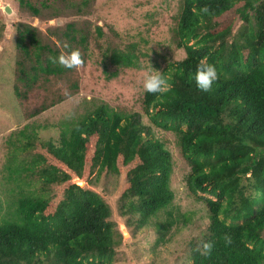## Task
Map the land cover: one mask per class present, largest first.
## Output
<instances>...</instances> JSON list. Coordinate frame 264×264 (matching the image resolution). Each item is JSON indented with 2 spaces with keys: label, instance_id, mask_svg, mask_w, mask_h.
Masks as SVG:
<instances>
[{
  "label": "trees",
  "instance_id": "16d2710c",
  "mask_svg": "<svg viewBox=\"0 0 264 264\" xmlns=\"http://www.w3.org/2000/svg\"><path fill=\"white\" fill-rule=\"evenodd\" d=\"M178 16L172 38L185 56L162 67L170 87L144 91L142 105L155 126L176 135L190 167L187 188L208 212L204 238L180 264H264V0H182ZM38 31L30 23L16 26V79L28 89L65 68L51 59L62 52L42 43ZM76 33L70 22L61 31L74 42L63 43L67 52L87 46V34L76 38ZM106 60L135 66L136 47L112 49ZM201 61L218 71L208 91L194 80ZM14 92L26 96L18 85ZM46 108L43 104L34 113ZM28 127L17 131L25 140L19 149L32 150L27 165L38 166L41 191L21 188L0 215V264H111L122 239L112 208L74 176L124 174L119 210L137 227L174 198L171 152L138 112L101 104L75 121L58 143H38ZM47 186L55 191L48 195ZM173 223H156L160 238Z\"/></svg>",
  "mask_w": 264,
  "mask_h": 264
},
{
  "label": "rangeland",
  "instance_id": "374dc122",
  "mask_svg": "<svg viewBox=\"0 0 264 264\" xmlns=\"http://www.w3.org/2000/svg\"><path fill=\"white\" fill-rule=\"evenodd\" d=\"M26 1L38 8L35 14ZM0 0V215H6L8 204L19 196L20 189L41 191L36 165L28 168L32 150L21 151L25 140L17 131L28 125L38 135L37 142L58 143L68 135L71 125L101 104L126 112H138L151 135L163 141L172 155L170 185L171 203L142 227L127 223L120 214L124 174L87 175L80 186H88L103 196L112 208V219L122 234L111 264H180L191 246L197 245L209 223L205 203L193 196L186 185L190 170L172 131L155 126L142 105L144 71L150 65L161 70L167 63L185 56L183 48L173 41L182 0ZM9 11V13L6 11ZM30 23L38 28L42 43L67 53L61 31L67 23L77 29L75 35L87 34V46L80 48L83 63L62 73L43 76L30 89L16 79V26ZM134 44L137 65L119 66L106 63L112 49L129 50ZM83 53V55H82ZM75 84V85H74ZM14 85L25 97H18ZM47 108L34 113L42 105ZM17 135V136H16ZM35 146V144H34ZM23 167L24 169H20ZM19 168V169H18ZM28 168V169H27ZM11 169V171H10ZM18 169V171H16ZM48 195L55 191L47 186ZM170 211L172 217L166 212ZM130 220L137 216L129 215ZM172 220L163 238L157 222ZM134 222V221H132ZM123 229L126 231L123 233Z\"/></svg>",
  "mask_w": 264,
  "mask_h": 264
},
{
  "label": "clouds",
  "instance_id": "9594fccd",
  "mask_svg": "<svg viewBox=\"0 0 264 264\" xmlns=\"http://www.w3.org/2000/svg\"><path fill=\"white\" fill-rule=\"evenodd\" d=\"M67 48L68 45H65ZM53 63H59L65 68L72 69L78 67L83 63L81 53L78 49H73L67 53H62L57 57L51 58ZM218 79V71L215 65L201 61L194 72V80L196 87L202 91H208L213 84V81ZM170 87L169 80L163 71L153 68L150 63L148 68L144 71L143 89L149 93H162ZM207 249L209 244H205Z\"/></svg>",
  "mask_w": 264,
  "mask_h": 264
},
{
  "label": "water",
  "instance_id": "95a60500",
  "mask_svg": "<svg viewBox=\"0 0 264 264\" xmlns=\"http://www.w3.org/2000/svg\"><path fill=\"white\" fill-rule=\"evenodd\" d=\"M6 11L9 13V11L6 9ZM78 184L81 185L82 181H80L79 179L76 180ZM126 231L123 229V233H125Z\"/></svg>",
  "mask_w": 264,
  "mask_h": 264
},
{
  "label": "bare ground",
  "instance_id": "6f19581e",
  "mask_svg": "<svg viewBox=\"0 0 264 264\" xmlns=\"http://www.w3.org/2000/svg\"><path fill=\"white\" fill-rule=\"evenodd\" d=\"M82 184V183H81Z\"/></svg>",
  "mask_w": 264,
  "mask_h": 264
}]
</instances>
